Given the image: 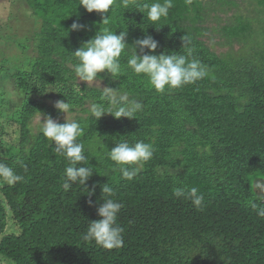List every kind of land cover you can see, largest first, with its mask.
Listing matches in <instances>:
<instances>
[{
    "label": "trees",
    "instance_id": "obj_1",
    "mask_svg": "<svg viewBox=\"0 0 264 264\" xmlns=\"http://www.w3.org/2000/svg\"><path fill=\"white\" fill-rule=\"evenodd\" d=\"M21 1L31 33L22 39L11 34L0 48V163L23 176L14 184L0 180V261L264 264V217L257 215L264 193L252 187L254 180L264 182V0H174L169 17L155 23L140 7L153 0H115L105 14L107 24L80 0ZM74 21L83 29L70 30ZM105 28L117 35L126 29L129 46L153 37L156 55L191 48L190 59H199L210 75L157 92L146 76L127 67L133 51L128 47L120 58L123 76L100 73L101 87L82 82L72 53ZM11 45L22 50L23 61L1 54ZM4 65L12 67L7 81L1 80ZM105 87L112 88L110 95ZM121 97L141 103L142 110L114 118L126 106ZM57 100L69 103L71 120L84 129L78 142L85 160L78 166L89 161L94 171L84 186L77 182L68 191L63 189L68 161L43 136L40 122L34 123L40 114L41 122L50 116L64 123ZM94 106L113 115L97 119ZM124 140L154 149L132 180L121 176L108 155ZM106 182L123 204L119 249L84 238L89 222L100 219L96 209ZM181 184L199 189L201 208L174 196ZM85 189L94 191L87 195Z\"/></svg>",
    "mask_w": 264,
    "mask_h": 264
},
{
    "label": "clouds",
    "instance_id": "obj_2",
    "mask_svg": "<svg viewBox=\"0 0 264 264\" xmlns=\"http://www.w3.org/2000/svg\"><path fill=\"white\" fill-rule=\"evenodd\" d=\"M115 0H80V6L87 12H96L101 14L102 23H108L110 9ZM147 11V18L152 22H159L169 17L170 9L174 7V0H153L151 3L140 5ZM83 25L74 21L70 30L83 29ZM127 36L126 29L120 33L114 34L107 28L96 33V35L83 43L75 50L74 57L77 63L74 65L76 78L87 84L97 82L98 74L106 73L110 77H120L124 74V67L121 64V55L125 49L132 48V55L127 59V67L135 74H142L147 77L149 85L157 92L163 93L166 89H178L188 84H194L210 75L209 69L199 59L191 58L192 50L188 49L186 54L180 52H161L159 55L152 54L158 47V42L151 36H145L138 39L134 45L129 46L125 43ZM182 47H186L190 41L187 35L181 37ZM137 48L139 53L137 54ZM147 49V52H145ZM103 79V78H102ZM100 79V80H102ZM100 82V81H99ZM105 95H110L112 88L105 87ZM113 99V103L117 101ZM121 101L126 102V106L119 107L115 114L105 111L104 108L94 106L92 111L97 119L103 114L108 113L114 118L127 117L132 118V114L142 110V104L135 101H129L127 97H121ZM54 107L58 112L68 113L69 103L64 100H57ZM41 132L51 144H55L54 150L64 156L68 161L65 168V182L63 189L68 191L74 183L84 186L87 180L93 175V167L78 166L85 160L83 143L78 142V138L83 135L84 129L79 122L75 120H66L64 123H58L50 116H45L41 122ZM50 144V145H51ZM153 146L144 141H137L130 144L127 140L118 142L109 150V158L118 166V171L124 179L132 180L142 169L143 164L153 157ZM0 180L9 184H14L23 180V176L15 173L12 167L0 163ZM254 189L264 193V182L255 181L252 184ZM87 195H92L94 189H85ZM101 193L104 198L101 200L96 212L100 219L91 221L88 224L85 239L94 241L104 249H119L124 246V229L118 224V214L123 204L114 199V189L107 182L101 186ZM174 196L177 198L185 197L190 200L196 208H201L204 203V196L200 194L199 189L191 187L190 189L181 184L174 189ZM91 203V202H90ZM252 207L257 208L253 203ZM257 215L264 217V208L257 210Z\"/></svg>",
    "mask_w": 264,
    "mask_h": 264
},
{
    "label": "rangeland",
    "instance_id": "obj_3",
    "mask_svg": "<svg viewBox=\"0 0 264 264\" xmlns=\"http://www.w3.org/2000/svg\"><path fill=\"white\" fill-rule=\"evenodd\" d=\"M27 12L28 9L21 0H0V48H2V45L6 43L5 42L6 39L9 38L8 36L11 34L17 33L18 37L22 39L25 35H29V33H31V24H30L31 22L28 19ZM1 54L4 55L5 58L10 62H16V59L21 61L24 60V54L22 53V50H19L14 45H11L5 51L2 50ZM31 56H33V53H31ZM17 65L18 64L11 66L15 67ZM11 66L4 65V67L7 68L6 69L7 73L1 78L2 81H7L11 76V72L9 71L10 69L12 70ZM90 85L101 87L102 83L96 82ZM8 90L13 91V89L10 87H8ZM17 104L18 105L20 104L19 101H17ZM72 117L73 114L66 113L64 115V118L66 120L71 121ZM38 122H40V117L34 119V123H38ZM0 264H13V263L8 261H0Z\"/></svg>",
    "mask_w": 264,
    "mask_h": 264
}]
</instances>
